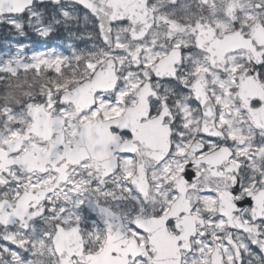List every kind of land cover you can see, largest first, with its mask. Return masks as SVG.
<instances>
[{"label": "snow or ice", "instance_id": "obj_1", "mask_svg": "<svg viewBox=\"0 0 264 264\" xmlns=\"http://www.w3.org/2000/svg\"><path fill=\"white\" fill-rule=\"evenodd\" d=\"M0 264H264V0H0Z\"/></svg>", "mask_w": 264, "mask_h": 264}]
</instances>
